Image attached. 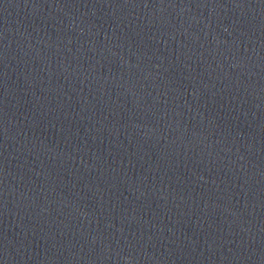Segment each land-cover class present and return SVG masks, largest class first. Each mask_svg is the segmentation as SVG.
<instances>
[{"label":"water","instance_id":"water-1","mask_svg":"<svg viewBox=\"0 0 264 264\" xmlns=\"http://www.w3.org/2000/svg\"><path fill=\"white\" fill-rule=\"evenodd\" d=\"M0 264H264V0H0Z\"/></svg>","mask_w":264,"mask_h":264}]
</instances>
